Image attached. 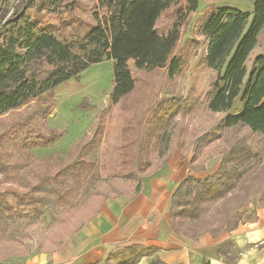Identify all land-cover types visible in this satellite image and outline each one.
Listing matches in <instances>:
<instances>
[{
  "label": "trees",
  "instance_id": "16d2710c",
  "mask_svg": "<svg viewBox=\"0 0 264 264\" xmlns=\"http://www.w3.org/2000/svg\"><path fill=\"white\" fill-rule=\"evenodd\" d=\"M78 1L17 0L14 4L1 1L0 117L64 81L79 77L90 65L105 58L114 61L112 104H123L128 110L130 105L126 101L139 87L131 62L141 71L167 68L170 77L178 75L188 63V54H177L176 50L185 22L198 12L200 0H95V25L85 37L84 54L76 53L54 34L63 30ZM251 1L252 12L215 6L198 20L197 35L207 45L202 63L213 71L204 109L209 114L225 113L239 103L236 112L222 117L219 136L235 126L242 131L233 139H226L218 150L221 163L214 174L204 178L191 174L173 194V230L195 240L204 233L216 237L223 231L235 230L246 213L239 209L248 206L254 197L264 206V179L253 184L251 173L264 165V54L255 57L250 71L247 67V59L264 29V0ZM193 107L188 96L179 94L163 115L179 117L171 150L183 148L181 123ZM48 115L46 111L40 114L45 120L43 127L55 135L46 121ZM30 125L37 127L36 123ZM210 139L209 134H203L192 141V173L206 170L205 158L212 153L205 150V145ZM41 165L26 162L9 169L1 166L2 172L11 179L15 177L13 181H19L25 189V194L17 198L20 201L17 205L27 204L36 214H46L73 205L88 190L86 160L58 169L47 163ZM160 167L157 165L154 171ZM151 173L141 175L132 169L122 176L138 182ZM140 189V184L134 187L135 191ZM243 189H247L245 198L236 202L235 196ZM218 202H224L218 212L204 214L208 205ZM8 205L0 197V231L4 236L13 216Z\"/></svg>",
  "mask_w": 264,
  "mask_h": 264
},
{
  "label": "rangeland",
  "instance_id": "374dc122",
  "mask_svg": "<svg viewBox=\"0 0 264 264\" xmlns=\"http://www.w3.org/2000/svg\"><path fill=\"white\" fill-rule=\"evenodd\" d=\"M200 2L198 12L187 18L176 50L177 54H188L189 58L178 75L170 77L167 68L141 71L131 62L139 87L126 101L130 105L128 110L123 104H112L114 61L105 58L90 65L79 77L64 81L43 96L0 117V197L8 202L13 213L7 234L4 236L0 231V264H32L56 251L75 228L97 213L105 196L134 189L135 179H125L123 173L132 169L141 175L151 173L157 165L165 163L173 152L171 138L179 122V117H163L174 96H188L194 104L181 123L184 146L179 150L192 152V141L209 134L211 139L205 150L212 155L205 160L210 171L216 167V162L221 159L217 152L223 143L242 131L235 126L220 137V121L241 105L236 103L225 113L209 114L205 111L213 71L202 63L207 45L197 35L198 20L202 13L215 6L238 7L252 12V1ZM94 3L95 0H79L63 30L54 32L76 53H85V37L95 25ZM256 53L264 54V29L253 54ZM253 63H247L248 70ZM45 111L49 112L46 121L55 130V135L43 127L45 120L40 114ZM32 123L37 127H31ZM80 160L87 161L88 190L79 195L73 205L49 210L46 214H36L27 204L17 205L20 202L17 198L25 194V189L22 183L13 181L15 177L11 179L1 169V166L9 169L16 163L26 162L36 166L47 163L53 166L52 169H58ZM263 166L259 165L251 172L253 184L264 179ZM246 190L237 193L236 202L245 198ZM253 202L262 206L254 197L248 206L239 210H251ZM223 205L224 202L208 205L204 214L218 212ZM263 259L264 253L261 252ZM261 263L264 264V260ZM89 264H162V261L156 249L129 244L114 248L105 257Z\"/></svg>",
  "mask_w": 264,
  "mask_h": 264
},
{
  "label": "crops",
  "instance_id": "0c3cea01",
  "mask_svg": "<svg viewBox=\"0 0 264 264\" xmlns=\"http://www.w3.org/2000/svg\"><path fill=\"white\" fill-rule=\"evenodd\" d=\"M16 1L9 0L11 4ZM257 47L247 63L258 55L253 54ZM192 155L193 151L173 150L157 171L135 183L140 184L139 191H122L104 199L97 213L83 221L59 249L32 264H89L129 244L156 249L164 264H262L264 207L254 202L231 232L223 231L216 237L204 233L195 240L173 230L172 197L181 181L191 174L206 177L220 166L219 158L211 171L206 162V171L192 173Z\"/></svg>",
  "mask_w": 264,
  "mask_h": 264
},
{
  "label": "water",
  "instance_id": "95a60500",
  "mask_svg": "<svg viewBox=\"0 0 264 264\" xmlns=\"http://www.w3.org/2000/svg\"><path fill=\"white\" fill-rule=\"evenodd\" d=\"M5 1V0H4Z\"/></svg>",
  "mask_w": 264,
  "mask_h": 264
}]
</instances>
